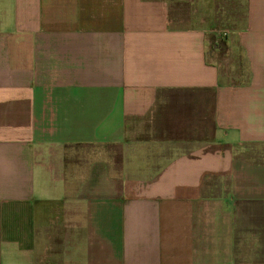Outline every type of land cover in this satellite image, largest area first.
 <instances>
[{"label":"crops","instance_id":"crops-1","mask_svg":"<svg viewBox=\"0 0 264 264\" xmlns=\"http://www.w3.org/2000/svg\"><path fill=\"white\" fill-rule=\"evenodd\" d=\"M173 1L0 0V264H264V0Z\"/></svg>","mask_w":264,"mask_h":264},{"label":"rangeland","instance_id":"rangeland-1","mask_svg":"<svg viewBox=\"0 0 264 264\" xmlns=\"http://www.w3.org/2000/svg\"><path fill=\"white\" fill-rule=\"evenodd\" d=\"M174 2H178V1L174 0L173 3ZM180 2H184V1H180ZM175 4H178V3H175ZM234 4L229 2V4L225 6L214 8L213 18L215 21H217V25H218L217 29H222V28H227V27L232 28L231 25L239 22L242 19L244 12H245L244 7L236 6ZM191 9H192L191 7L189 8L187 6H184L183 4L174 6L172 3L168 7L165 8L166 15L168 18H171L175 14L185 15L189 11H191ZM200 9H201L200 11L202 12L203 8H200ZM217 37H218V44L220 46L223 45L224 44V41H222L223 36L217 35ZM115 148H116L115 153L118 154L117 147Z\"/></svg>","mask_w":264,"mask_h":264},{"label":"built area","instance_id":"built-area-1","mask_svg":"<svg viewBox=\"0 0 264 264\" xmlns=\"http://www.w3.org/2000/svg\"><path fill=\"white\" fill-rule=\"evenodd\" d=\"M228 29L222 28V29H215V33L217 35H222L225 37V35L228 34ZM218 67L224 68L227 66L225 64L219 63ZM241 99V85L236 82L235 80H230L226 82L223 86H219L218 88V102L219 107L224 108L228 105L232 104L235 101H238ZM219 124H223V120L219 121Z\"/></svg>","mask_w":264,"mask_h":264}]
</instances>
